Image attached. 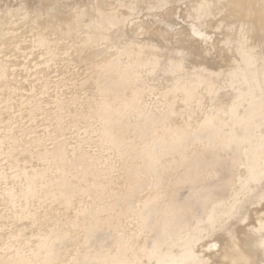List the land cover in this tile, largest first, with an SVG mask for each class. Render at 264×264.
<instances>
[{
  "label": "rangeland",
  "instance_id": "obj_1",
  "mask_svg": "<svg viewBox=\"0 0 264 264\" xmlns=\"http://www.w3.org/2000/svg\"><path fill=\"white\" fill-rule=\"evenodd\" d=\"M60 1L0 0V264H235L214 254L264 205L256 0Z\"/></svg>",
  "mask_w": 264,
  "mask_h": 264
},
{
  "label": "bare ground",
  "instance_id": "obj_2",
  "mask_svg": "<svg viewBox=\"0 0 264 264\" xmlns=\"http://www.w3.org/2000/svg\"><path fill=\"white\" fill-rule=\"evenodd\" d=\"M63 1V0H62ZM62 1H60L61 3H63ZM193 1V0H192ZM232 1V4H234L235 6H237L238 5V7L239 6H241V1L242 0H231ZM230 0H229V2H231ZM244 1V0H243ZM56 2H58V1H56ZM54 3V6H55V4H57V3ZM52 3V2H51ZM59 3V2H58ZM60 3V4H61ZM64 3H66V1L64 2ZM63 3V4H64ZM227 4H229L228 3V1L226 2ZM41 4V3H40ZM53 4V3H52ZM62 4V5H63ZM179 4V3H178ZM185 4V3H184ZM206 4V6H208V5H210V4H212V5H210L211 6V9L210 8H208V7H206V6H204ZM39 5V4H38ZM47 5V4H46ZM51 5V4H50ZM170 5V4H169ZM230 5V4H229ZM229 5H228V7H229ZM59 6V5H58ZM61 6V5H60ZM130 6H132V5H130ZM209 6V7H210ZM246 6V5H245ZM245 6H241V9L243 8V14H249V20H251V17L250 16H252V13L254 14H256V16H257V20L256 21H254L253 22V19L254 18H252V22L251 21H249V23L248 24H250V34L249 35H247V37H246V40L247 41H251V39H253L255 36H257V37H259V39L258 40H260L262 43H264V32L262 31V29H264V0H256V5L255 6H252L251 8H249V6L247 7V8H245ZM53 7V6H52ZM182 7V6H181ZM225 7V3H223V0H194V3H193V5H192V7L190 8V9H188V12H190V13H192V15L194 16V18L195 19H198V20H202L203 18H204V16H206V15H209V14H213L214 13V11L215 10H220V9H222V8H224ZM38 8V7H37ZM231 9V8H230ZM239 9H240V7H239ZM238 8H237V10H234V11H238L239 10ZM56 10V9H55ZM165 10V9H164ZM187 10V9H186ZM173 11V10H172ZM180 12V11H179ZM182 12V11H181ZM180 14V13H179ZM229 14V13H228ZM228 14H227V16H228ZM240 14V13H239ZM238 14V15H239ZM183 16V15H182ZM231 16H233L232 15V12H231ZM226 17V16H225ZM231 19H232V17H231ZM176 20H178V18L176 19ZM184 20V19H183ZM189 21V20H188ZM224 21H225V19H224ZM248 21V20H247ZM164 22H166V20H164ZM190 22V21H189ZM231 22V21H230ZM229 22V23H230ZM238 22H245V21H238ZM182 23V22H181ZM137 24V23H136ZM139 25H142L141 23L139 24H137V25H135L134 27H135V29H137V30H140V31H146V27L145 26H139ZM224 25V24H223ZM167 26V25H166ZM183 26V25H182ZM199 26V25H198ZM227 27H229V24H228V26ZM165 28V27H164ZM180 28V27H179ZM185 28V27H184ZM218 28V27H217ZM220 28V27H219ZM219 28H218V30H219ZM222 28H223V26H222ZM221 28V29H222ZM203 29V28H202ZM226 29V28H225ZM193 30V29H192ZM224 30V29H223ZM228 30V29H227ZM154 30H150L149 32H151V33H154L153 32ZM131 33V32H130ZM214 33V32H213ZM219 33V32H218ZM222 33V32H221ZM132 34H134V33H132ZM143 34V33H142ZM248 34V33H247ZM159 35H161V33H159ZM135 36V35H134ZM189 36V35H188ZM210 36V35H209ZM214 36H215V34H214ZM213 36V37H214ZM155 37H158V36H155ZM217 37V36H216ZM186 37H184L183 39H185ZM187 39V38H186ZM194 39V38H193ZM217 39H218V37H217ZM214 40V39H213ZM189 41V40H188ZM193 41V40H192ZM182 42V41H181ZM197 42V41H196ZM201 42V41H200ZM208 42V41H207ZM173 43V42H172ZM191 43V42H190ZM199 44H197V46H198ZM201 45V44H200ZM214 45V44H213ZM203 46V45H202ZM206 46V45H205ZM211 46V45H210ZM222 46V45H221ZM264 46V45H263ZM199 47V46H198ZM197 47V48H198ZM212 47V46H211ZM210 47V48H211ZM214 47V46H213ZM208 50V49H207ZM215 50V49H214ZM264 50V49H263ZM262 50V51H263ZM247 51V50H246ZM214 52V51H213ZM212 52V53H213ZM211 53V54H212ZM216 53V52H215ZM221 53V52H220ZM207 54V53H206ZM201 55V54H200ZM222 55V54H221ZM229 55V54H228ZM257 55H259L258 53H257ZM205 56V55H204ZM216 56H217V54H216ZM222 57V56H221ZM224 57V56H223ZM243 58V61H241V64H240V66H238V68L237 69H235L233 72H232V75H237L238 73H241V72H244V66L245 65H251V64H253V63H255L256 61H257V58L259 59V57H253V56H247V57H242ZM247 58V59H246ZM253 58V59H252ZM204 59V58H203ZM222 59H224V58H222ZM256 59V60H255ZM176 60H182V58H178V59H176ZM175 61V60H174ZM178 61V62H179ZM182 62V61H181ZM199 62H200V60H199ZM198 62V63H199ZM201 63V62H200ZM199 63V64H200ZM203 63V62H202ZM177 64V66H179L180 64L179 63H176ZM216 65V64H215ZM198 66V65H197ZM205 66H206V63H205ZM169 67V66H168ZM213 67V66H212ZM253 79H254V77H252ZM199 79H201V77L199 76ZM197 81V80H196ZM250 81V80H249ZM248 84H249V82H248ZM250 88V87H249ZM261 117V116H260ZM263 118V117H262ZM257 121V120H256ZM264 122V121H263ZM262 124V123H261ZM233 126H235L234 124H233ZM263 126H264V123H263ZM258 128V127H257ZM260 134H262V133H260ZM264 134V133H263ZM251 137H252V134L250 135ZM249 136V137H250ZM248 137V138H249ZM250 137V138H251ZM258 137H260V135L258 136ZM249 138V139H250ZM262 138H263V136H262ZM260 139H261V137H260ZM246 140V142H245V144H246V146H247V138L245 139ZM253 140H255V139H253ZM244 159V158H243ZM260 162H262V163H264V157H263V159H261V161ZM260 168H261V166L259 167V165H251V169H250V171L251 172H255V171H259L260 170ZM263 172L264 171H262V174H260V176L261 175H263ZM259 173H261V172H259ZM257 175V177H258V179L257 178H255L256 180H259V179H261V178H259L260 176H258L259 174L257 173L256 174ZM264 176V175H263ZM264 178V177H263ZM262 178V179H263ZM250 179H252V178H250ZM261 179V180H262ZM255 180V181H256ZM264 180V179H263ZM254 180H253V183H257L258 181H256L255 182ZM261 182V181H260ZM263 182V181H262ZM250 184H252V182L250 181L249 182ZM249 183H247L248 184V186H249ZM260 184V185H259ZM257 183V185H258V187L259 186H262L264 183H262V185H261V183ZM247 185H246V189H249L250 187H251V185H250V187H248ZM252 186H254L253 188L251 187V189L253 190L254 188H258L257 186L255 187V185H253L252 184ZM250 189V190H251ZM261 189H263V187L261 188ZM250 191L251 193H249V199H250V197L251 198H255L256 197V195L257 194H254L255 192L254 191ZM257 190H260L259 188L257 189ZM249 190H247V192H248ZM254 192V193H253ZM257 192V191H256ZM261 192H263L264 193V191H260V193ZM246 193V192H245ZM263 193H261V194H263ZM252 194H254V197H252V196H250V195H252ZM258 194H259V192H258ZM244 195V194H243ZM246 195V196H245ZM244 196L246 197V198H248V193L247 194H245ZM261 195L259 194V196L257 195V199L256 200H252L251 201V199L249 200V202H248V205L250 206V205H252V204H254L253 203V201L255 202H260L259 200H258V197H260ZM263 196H264V194H263ZM241 197H242V195H241ZM240 197V198H241ZM262 197V196H261ZM244 198V197H243ZM246 198L245 199H243L244 201L246 200ZM224 199V198H223ZM264 199V198H263ZM258 200V201H257ZM260 200H262L261 198H260ZM238 201H240V199L238 200ZM243 201V202H244ZM252 203H251V202ZM217 202H219V201H217ZM241 202V203H240ZM240 202H237V204L239 205H243L244 206V214H246L245 213V210L249 207L248 205H246V203H247V200L245 201L246 203H242V198H241V201ZM216 203V202H215ZM249 203H251V204H249ZM214 204V203H213ZM256 204V203H255ZM254 204V205H255ZM258 204V203H257ZM261 203H259L258 204V206L260 205ZM239 205V206H240ZM240 206L242 209H243V206ZM236 206L237 205H235V206H233L234 207V210L236 209V212H237V210L240 208L239 206L236 208ZM248 206V207H247ZM263 207H259V208H257V209H259V210H256L254 207V209H250V210H247V211H249V219L251 220L252 219V224L250 223V225H248V227H245L244 229H242V230H239L238 232L236 231V236L233 238V239H230L229 240V242H226L225 243V245L222 247V249H221V251H219L218 252V254H214V255H216L218 258H219V260L222 262V263H225V262H229L230 263V261H234V263L235 264H264V205H262ZM247 207V208H246ZM231 208H232V206H231ZM241 208H240V210L239 211H241ZM246 208V209H245ZM249 209V208H248ZM233 210V208H232V210L231 211H234ZM208 211V210H207ZM230 212V211H229ZM228 211H227V216H229V217H226V215H225V219H227L228 218V220H229V218H230V220L233 218L232 216H233V214H232V216H231V213H229ZM242 213H243V210L241 211ZM233 213V212H232ZM238 213V212H237ZM240 213V212H239ZM242 213H240L239 214V217H240V215H243ZM248 213V212H247ZM230 214V215H229ZM236 216H237V214H235ZM234 215V216H235ZM232 218H231V217ZM235 216V217H236ZM243 217V216H242ZM243 218H245V216L243 217ZM224 219V221H226ZM235 219H237V221L239 220V219H241V217L238 219V217H236ZM235 219L233 220L232 219V221L231 222H233L232 223V226H233V224H234V226L236 225V227H238V226H240V225H237L239 222H237V221H235ZM246 219H247V216H246ZM245 219V220H246ZM221 220H223V219H221ZM219 221L218 222V226H221L220 224L222 223V221ZM227 220V222H224L225 224H231L230 223V221H228ZM234 221L237 223V224H235L234 223ZM242 221H244V220H242ZM224 223H222V228H223V226H228V225H224ZM240 223H241V221H240ZM217 225V224H216ZM218 226L216 227V228H218ZM231 226V225H230ZM212 227H214L213 225H212ZM212 227H210L211 229H212ZM210 228H209V230H210ZM220 228V227H219ZM221 228V229H222ZM227 228V227H226ZM232 229H233V227H231ZM230 227L228 228L230 231L232 230ZM235 228V227H234ZM225 229V228H224ZM239 229V228H238ZM237 229V230H238ZM208 230V231H209ZM212 230H214V229H212ZM229 230H228V232H229ZM234 230V229H233ZM233 230H232V232H233ZM208 231H206L205 233H207ZM225 230H221V234H222V232H224ZM226 231H227V229H226ZM209 232H211V231H209ZM208 232V234L211 236L212 234H210ZM219 231H218V229H217V231L216 232H214L215 234H218V236H219V234L220 233H218ZM231 232V233H232ZM234 233V232H233ZM224 234V233H223ZM226 235H227V233H225ZM203 235V234H202ZM229 235V234H228ZM183 236V235H182ZM200 236H201V234H200ZM207 236V235H206ZM213 236V235H212ZM212 236H211V238H212ZM217 236V235H216ZM222 236V235H221ZM184 237V236H183ZM196 237V236H195ZM203 237V236H202ZM202 237H198L197 239H195V238H192L193 240L195 239V241H193V242H196L197 240H201V242L203 241L201 238ZM204 237H205V235H204ZM178 238H179V236H177V238L175 239V240H177V243L179 242V244H180V246L182 245V244H184L185 243V240H182L181 242L178 240ZM181 238V237H180ZM179 238V239H180ZM208 238H210L209 236H208ZM228 238V237H227ZM183 239V238H182ZM191 239V240H192ZM204 239V238H203ZM206 240H207V238H205ZM204 239V240H205ZM216 239V238H215ZM220 239V238H219ZM181 240V239H180ZM209 240H211V239H209ZM227 240V239H226ZM186 241H188V240H186ZM220 241H221V239H220ZM173 242H174V240H173ZM172 242V244H175V243H173ZM192 242V241H191ZM193 242L192 243H190V244H193ZM200 242V241H199ZM199 242H197V243H199ZM217 242V241H216ZM215 242V243H216ZM222 242V241H221ZM203 243V242H202ZM202 243H200V244H202ZM209 243V242H208ZM214 243V244H215ZM175 245H177L178 246V244H175ZM175 245H173V246H175ZM194 245V247H195V244H193ZM205 245V244H204ZM209 245V244H208ZM170 246V245H169ZM177 246H175V248L174 247H172V248H174V249H172V250H175L174 252L173 251H170V252H173L172 254L173 255H176L177 254V252H176V248H177ZM192 246V245H191ZM191 246H188V252L186 251V253L188 254L189 252H191V251H189V250H191L192 249V247ZM201 246V245H200ZM207 246V245H206ZM205 246V247H206ZM213 246H215V245H213ZM191 247V249H189ZM197 247V246H196ZM204 247V246H203ZM209 247H211V245L210 246H208V248ZM179 248V250H180V247H178ZM177 248V249H178ZM198 248H199V246H198ZM198 248H196V249H198ZM169 249H171L170 247H169ZM182 249H183V246H182ZM181 249V250H182ZM193 250V249H192ZM194 250H195V248H194ZM217 250H219V247H218V249ZM184 251V250H183ZM182 251V252H183ZM196 252L198 251V250H195ZM209 251H211V249L209 250ZM237 251H240L241 253H243L242 255H245L246 257L244 258V257H241V259L243 260V258H244V260L242 261V263H241V260H240V262L237 260V258H236V252ZM165 252H167L166 250L165 251H163V253L164 254H166ZM169 251L167 252L168 254L166 255L167 257H165V255H164V258H167L168 260H169V258L171 257H169L168 255H169V253H170ZM199 252V251H198ZM163 253H162V255H163ZM179 253H181V252H179ZM179 253H178V255H179ZM185 253V251H184V255L186 254ZM195 253V252H194ZM171 253H170V255H172ZM183 254V253H182ZM187 254L185 255L186 256V260L188 259L187 258ZM191 254L192 255H194L192 252L191 253H189V256H191ZM213 254V253H212ZM178 255L177 256H174V259H176L177 257H178ZM180 256V255H179ZM200 255L198 254V256H196L195 258H198ZM202 256V255H201ZM200 256V257H201ZM169 257V258H168ZM173 257V256H172ZM192 257V256H191ZM190 258V257H189ZM194 258V259H195ZM206 257H204V259H205ZM208 258V257H207ZM193 258H190V260H192ZM240 259V258H239ZM167 260V261H168ZM180 260V259H179ZM179 260H177V261H179ZM185 260V261H186ZM201 260V259H200ZM200 260H199V262H200ZM206 260V259H205ZM163 261V260H162ZM166 261V262H167ZM184 261V263H186ZM194 261H198L197 259L196 260H194ZM137 262H140L139 260L137 261ZM156 262H158V260L156 261ZM161 262V261H160ZM160 262H158V263H160ZM173 262V261H172ZM190 262V261H189ZM189 262H187V264L189 263ZM177 263H179V262H177ZM196 263V262H195ZM195 263H193V264H195ZM155 264V263H154ZM157 264V263H156ZM161 264H164V262H162ZM168 264V263H167ZM170 264H172V263H170ZM180 264H182V262L180 263ZM190 264V263H189ZM197 264V263H196ZM201 264V263H200ZM215 264V263H214Z\"/></svg>",
  "mask_w": 264,
  "mask_h": 264
}]
</instances>
